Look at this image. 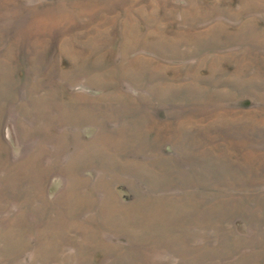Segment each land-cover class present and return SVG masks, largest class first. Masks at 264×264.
<instances>
[{"label":"rangeland","instance_id":"374dc122","mask_svg":"<svg viewBox=\"0 0 264 264\" xmlns=\"http://www.w3.org/2000/svg\"><path fill=\"white\" fill-rule=\"evenodd\" d=\"M0 264H264V0H0Z\"/></svg>","mask_w":264,"mask_h":264}]
</instances>
